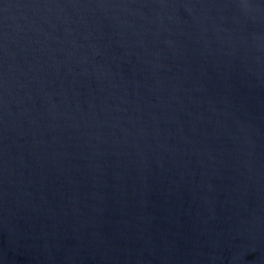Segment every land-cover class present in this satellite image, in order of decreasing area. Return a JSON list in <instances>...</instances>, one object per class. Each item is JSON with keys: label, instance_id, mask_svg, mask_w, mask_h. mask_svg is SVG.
I'll use <instances>...</instances> for the list:
<instances>
[{"label": "water", "instance_id": "obj_1", "mask_svg": "<svg viewBox=\"0 0 264 264\" xmlns=\"http://www.w3.org/2000/svg\"><path fill=\"white\" fill-rule=\"evenodd\" d=\"M0 264H264V0H0Z\"/></svg>", "mask_w": 264, "mask_h": 264}]
</instances>
